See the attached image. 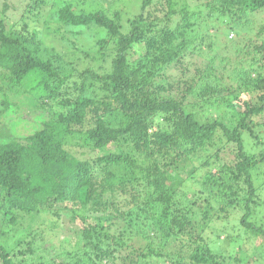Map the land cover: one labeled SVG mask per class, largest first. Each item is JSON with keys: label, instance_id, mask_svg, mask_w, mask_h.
<instances>
[{"label": "trees", "instance_id": "1", "mask_svg": "<svg viewBox=\"0 0 264 264\" xmlns=\"http://www.w3.org/2000/svg\"><path fill=\"white\" fill-rule=\"evenodd\" d=\"M25 1L0 9V264L61 256L65 215L62 264H245L191 233L231 215L264 257V0Z\"/></svg>", "mask_w": 264, "mask_h": 264}, {"label": "rangeland", "instance_id": "2", "mask_svg": "<svg viewBox=\"0 0 264 264\" xmlns=\"http://www.w3.org/2000/svg\"><path fill=\"white\" fill-rule=\"evenodd\" d=\"M2 1L4 2L5 0H0V9H2L1 5H2ZM8 1V0H7ZM16 4H14L13 8L11 7L9 9V17L7 19V22H12L16 19V16L18 15V13L20 12L21 8H23L24 4L26 3L25 0H10ZM90 1H99L101 2L103 5H107L110 6L113 4V1L115 2V4H118L120 6V4L123 6V2L127 3V8L131 9L133 7H137L139 4L138 0H90ZM29 2V0H27V3ZM97 2V4L99 3ZM157 7L160 5H156ZM106 7V6H105ZM113 8H116V6L114 5ZM50 9V8H49ZM48 8H45V10H49ZM110 9V8H109ZM45 13V11H44ZM48 13V11H47ZM258 18L260 19H264V11L261 12L258 16ZM83 36V34H82ZM97 37H94V42L96 40ZM88 41H91V39H88ZM89 43H87V45L85 46L84 44H81L83 47L81 54L84 56L85 53H91L93 54L94 51H90L88 49H91L92 47L88 46ZM71 58H73L71 56ZM205 59V58H204ZM212 57H208L207 58V62H211ZM225 62V61H224ZM88 63H91V65L95 66V69H98V65L100 63H96L93 60H91V58L88 56L87 59L84 58V61L82 60L81 63L79 64V68H84ZM206 65V64H205ZM218 67H220L221 65H219L217 63ZM67 68V71L70 70ZM228 69V68H227ZM71 71V70H70ZM71 72H74L73 70ZM76 74V73H74ZM218 77H220L222 80V82H224V80H226L227 82H230V75H225L223 76V72L220 73V70L218 72V74L216 75ZM65 84V83H64ZM71 85H75V81L72 79L70 82ZM50 112L48 111V113H46L47 116H51L54 112V110L56 109V105L55 104H49V107H47ZM52 113V114H51ZM21 114V113H20ZM25 117L27 119V122H23V124L25 123L26 125H28L30 122L32 123L33 121V115H30L29 113H26ZM22 127V125H21ZM156 127V126H155ZM258 133H259V139H256L255 136H253V138H250L251 144H255L258 143L261 145L262 147V152L264 151V124H262L261 126H258ZM226 143L221 144V146H223ZM182 187H188V186H182ZM201 211V209L199 208V212ZM258 215L263 216L264 215V208L260 209V212L257 213ZM49 217L48 214H45V218H43L41 221L46 220V218ZM240 217V216H239ZM239 217L238 215H231L228 216V219H225L223 221H221V219L214 217L211 221H210V225L208 224H204L203 227L199 228L198 226L191 231V233L193 232V234H197L200 232V235L203 236L205 239L204 241H206L208 243V245L214 250V251H218V250H222V247L224 248L223 251L226 253V256H229V258L234 259V256H238L241 257L242 261L245 262V264H264V257H261L257 255V254H253V253H259L260 250L256 249L259 244V242L256 240L255 237H252V235L248 232L245 231V228L240 226L239 223ZM262 222H264V218L262 220ZM261 222V223H262ZM41 223V222H39ZM104 225L107 224L105 221L103 223ZM80 225H76L75 222H72L71 219L68 216H64L63 217V230H64V234L65 237H67L68 241H65V243H63L62 246H60V250L59 252L62 254L61 256H55L54 254L51 256L49 255V253L53 252V248L52 245H50L47 241L46 245H44V241H39L36 242L35 244L32 245L34 251L32 253H30L28 245H26V242H23V244L21 246H19L16 250H14V252H17L19 249L22 250H28V253L24 256L26 258V261L28 263H36V264H42L39 263L38 260L44 259V255L50 258L51 261L49 260H44L45 263L43 264H47V263H51L52 261H57V263L62 264L64 259L67 261H73L74 258L77 261L79 259V257H74L76 250L74 249V245L77 243V238H75L74 231L79 229ZM111 230V229H110ZM115 229H112V232ZM67 234V235H66ZM14 240L9 239L8 243H13ZM115 239H113L112 237L109 238V243L112 245L115 244ZM87 242V241H86ZM49 244V245H48ZM47 246L48 250L47 252H45L43 250V248ZM43 247V248H42ZM69 249L72 250V253H69ZM119 256V259H112L108 261V264H124L122 259H123V253H117ZM127 255V253H126ZM264 255V254H263ZM42 256L44 258H42ZM47 257V258H48ZM257 257V258H256ZM48 258V259H49ZM104 258V257H103ZM73 259V260H72ZM106 258L103 259L104 262H106ZM230 262V259H227ZM88 263L94 264L97 263L96 261H92L87 259ZM38 262V263H37ZM100 264H104V263H100Z\"/></svg>", "mask_w": 264, "mask_h": 264}]
</instances>
